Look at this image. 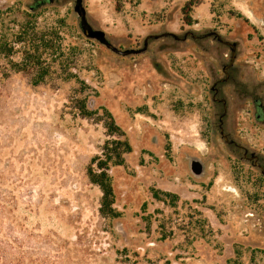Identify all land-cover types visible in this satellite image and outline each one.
<instances>
[{
    "label": "rangeland",
    "instance_id": "rangeland-1",
    "mask_svg": "<svg viewBox=\"0 0 264 264\" xmlns=\"http://www.w3.org/2000/svg\"><path fill=\"white\" fill-rule=\"evenodd\" d=\"M73 5L0 0L5 27L33 22L50 67L37 86L0 74V193L16 221L77 242L85 264H264V176L237 147L264 169V0H83L89 26L121 50L166 32L198 37L148 39L128 56L86 39ZM211 32L236 44L216 84L236 146L217 128L210 89L230 50ZM100 162L106 215L89 176Z\"/></svg>",
    "mask_w": 264,
    "mask_h": 264
},
{
    "label": "trees",
    "instance_id": "trees-1",
    "mask_svg": "<svg viewBox=\"0 0 264 264\" xmlns=\"http://www.w3.org/2000/svg\"><path fill=\"white\" fill-rule=\"evenodd\" d=\"M190 5L191 2L187 7ZM3 13L0 11V56L6 58L7 66L1 68L0 74L4 77L10 73L32 75L34 79L31 84L37 86L50 75V67L41 58L44 48L40 44L46 43V40L42 36L40 40L37 39L35 27L30 20L18 25L16 30L5 27ZM183 14L185 23L190 25L191 19L185 16V8ZM18 44L22 46L20 51L15 48ZM18 52L22 59L13 61V55ZM111 160L107 155L105 161ZM101 164L98 163L100 172L90 171L89 176L101 190L100 213L106 215L111 204V187ZM13 203L12 198L8 201L0 193V264H85L84 251L77 247V242L62 240L55 235L36 234L18 223L12 213Z\"/></svg>",
    "mask_w": 264,
    "mask_h": 264
},
{
    "label": "water",
    "instance_id": "water-1",
    "mask_svg": "<svg viewBox=\"0 0 264 264\" xmlns=\"http://www.w3.org/2000/svg\"><path fill=\"white\" fill-rule=\"evenodd\" d=\"M82 1L83 0H74V5H73V12L76 14V16H77V18L79 20L78 25H79L81 34L86 39L94 40V41L98 42L99 44L105 46L111 52H113V53H115L117 55H120V56H128V55L139 54V53L143 52L146 49V47H147L148 39H158L160 37H172L175 40L183 41V40L186 39V37L188 35L190 37H192V38L196 37V36H194L191 33H186V34L183 35L182 38H179L178 36H176L173 33L166 32V33H163V34H160V35L147 36L144 39V41H143L142 48H140V49H125V50H121V49L115 47L113 44H111L107 40V38L105 36V33L102 30L93 29V28H91L89 26V24L87 23V20H86V11H85L84 6L82 5ZM212 35L215 38L216 42L227 46L229 48V50H230V61H229L228 65L225 66L222 69V72H224V74L227 76V74L225 72V69L229 68L232 65V63H233V60H234V57H235L236 44L222 40L220 38V36L217 33H214V32L208 33L206 36H212ZM225 80H226V77L224 79L220 80V81L223 82ZM223 107L225 108L224 102H223ZM219 134L223 138V140L225 142H227L225 134L223 132H220ZM188 166H189V170H190L191 174L193 176H195V177H200L203 174V172H204V167H203L201 161L199 159H197V158H191L189 160ZM254 166L258 167V169L260 170V173L264 176V169L257 163H254Z\"/></svg>",
    "mask_w": 264,
    "mask_h": 264
},
{
    "label": "flooded vegetation",
    "instance_id": "flooded-vegetation-1",
    "mask_svg": "<svg viewBox=\"0 0 264 264\" xmlns=\"http://www.w3.org/2000/svg\"><path fill=\"white\" fill-rule=\"evenodd\" d=\"M52 0H33V2H34V8H36V7H39V6H42V5H44V4H46L47 2H51ZM215 33V32H214ZM189 36V35H188ZM212 37H213V35H212ZM195 38H198L197 36L195 37ZM224 68V67H223ZM226 69H228V68H226ZM225 69V72H226V74H227V76L224 74V72H223V74H224V78L226 77V80L228 79V73H227V70ZM223 78V79H224ZM222 80V79H221ZM226 80L225 81H223V82H221L220 80H218V82H215L214 84H213V86L211 87V92H212V99H214L213 101H215L217 104H220L221 105V107H222V112H221V114L219 115V117H218V124H217V128H218V131H219V133L220 132H223V127H222V125H223V118H224V116L226 115V102H225V99L224 98H221V97H219V98H217L216 97V95L218 94V88L216 87V84H222V83H224V82H226ZM223 102H224V104H225V108L223 107ZM262 108V107H261ZM225 136H226V143H228V144H230V145H234V146H236V143L235 142H233V141H231V140H228L227 139V135L225 134ZM238 148H240L241 150H242V152H243V158L245 159V160H247V161H249L253 166H254V163H257V164H259V162H258V156L256 155V154H254V152H250V153H248V151H247V149H245V148H243V147H241V146H237ZM260 165V164H259ZM261 166V165H260ZM256 167V166H255ZM262 167V166H261ZM256 168H258V167H256ZM263 168V167H262Z\"/></svg>",
    "mask_w": 264,
    "mask_h": 264
}]
</instances>
